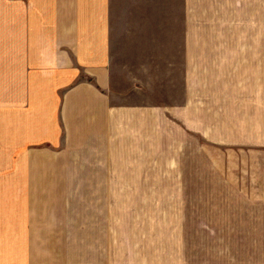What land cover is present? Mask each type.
Masks as SVG:
<instances>
[{
  "label": "crops",
  "instance_id": "obj_1",
  "mask_svg": "<svg viewBox=\"0 0 264 264\" xmlns=\"http://www.w3.org/2000/svg\"><path fill=\"white\" fill-rule=\"evenodd\" d=\"M0 264H264V0H0Z\"/></svg>",
  "mask_w": 264,
  "mask_h": 264
}]
</instances>
